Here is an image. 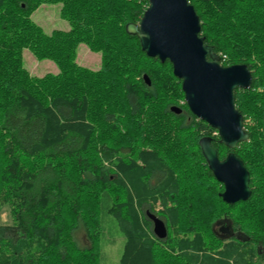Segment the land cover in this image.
<instances>
[{
	"label": "trees",
	"instance_id": "trees-1",
	"mask_svg": "<svg viewBox=\"0 0 264 264\" xmlns=\"http://www.w3.org/2000/svg\"><path fill=\"white\" fill-rule=\"evenodd\" d=\"M189 2L222 65L253 74L235 90L250 134L235 149L191 111L173 63L127 31L149 0H0V211L11 217L0 223V264H100L106 216L125 237L122 264H264V0ZM44 4H61L70 28L47 33L32 17ZM81 44L101 53L99 69L79 64ZM26 49L59 72L33 76ZM204 136L220 159L243 160L249 199L220 196ZM226 215L244 240L216 236Z\"/></svg>",
	"mask_w": 264,
	"mask_h": 264
},
{
	"label": "water",
	"instance_id": "water-1",
	"mask_svg": "<svg viewBox=\"0 0 264 264\" xmlns=\"http://www.w3.org/2000/svg\"><path fill=\"white\" fill-rule=\"evenodd\" d=\"M126 29L140 38L148 56L173 63L174 74L182 80L186 103L196 116L218 130L221 143L235 149L249 140L244 116L236 107L235 90L252 87V71L246 64H221L220 55L201 35L200 16L189 0H149L140 22L128 23ZM144 79L151 84L147 74ZM171 109L182 111L179 106ZM200 146L209 168L225 185L222 198L230 204L249 199L250 173L243 160L234 152L220 159L211 136L202 137ZM148 216L154 234L166 238L164 220L150 211Z\"/></svg>",
	"mask_w": 264,
	"mask_h": 264
},
{
	"label": "rangeland",
	"instance_id": "rangeland-1",
	"mask_svg": "<svg viewBox=\"0 0 264 264\" xmlns=\"http://www.w3.org/2000/svg\"><path fill=\"white\" fill-rule=\"evenodd\" d=\"M61 7V4H44L34 12L32 17L47 33H51L55 29L68 30L70 24L61 17ZM77 54L80 65L93 70L100 68L101 53L94 52L85 44H81ZM24 61L26 68L33 76L43 77L47 73L59 72L57 65L53 61L47 59L39 60L28 49L24 51ZM10 222L9 210L4 208L0 211V223ZM104 225L106 232L101 240L103 257L100 264H122L121 257L124 252L125 237L114 217L106 216Z\"/></svg>",
	"mask_w": 264,
	"mask_h": 264
},
{
	"label": "flooded vegetation",
	"instance_id": "flooded-vegetation-1",
	"mask_svg": "<svg viewBox=\"0 0 264 264\" xmlns=\"http://www.w3.org/2000/svg\"><path fill=\"white\" fill-rule=\"evenodd\" d=\"M249 173H250V171H249ZM250 181H251V177H250ZM222 184L224 185V183H222ZM250 189H251V187H250ZM224 190H225V185H224V189L220 192V196H221V193L224 192ZM251 195H252V193H251ZM213 230L215 231L216 236L221 240H229V239L244 240L246 238V236L241 231L240 227L237 226L236 222L228 215H226L225 217L217 219L213 224ZM258 252L260 254H262V252L264 253V247L261 245H258ZM260 261H261V263L262 262L264 263V256H263V258L260 259Z\"/></svg>",
	"mask_w": 264,
	"mask_h": 264
}]
</instances>
